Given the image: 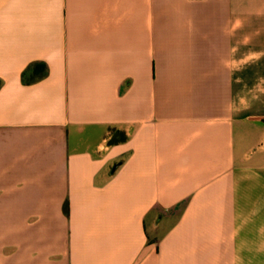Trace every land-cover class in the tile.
Wrapping results in <instances>:
<instances>
[{
    "label": "crops",
    "instance_id": "crops-1",
    "mask_svg": "<svg viewBox=\"0 0 264 264\" xmlns=\"http://www.w3.org/2000/svg\"><path fill=\"white\" fill-rule=\"evenodd\" d=\"M0 264H264V0H0Z\"/></svg>",
    "mask_w": 264,
    "mask_h": 264
},
{
    "label": "trees",
    "instance_id": "trees-1",
    "mask_svg": "<svg viewBox=\"0 0 264 264\" xmlns=\"http://www.w3.org/2000/svg\"><path fill=\"white\" fill-rule=\"evenodd\" d=\"M32 73L33 75L31 76V78L28 79V81L32 80L35 75L40 73V71H38L37 69H34Z\"/></svg>",
    "mask_w": 264,
    "mask_h": 264
},
{
    "label": "water",
    "instance_id": "water-1",
    "mask_svg": "<svg viewBox=\"0 0 264 264\" xmlns=\"http://www.w3.org/2000/svg\"><path fill=\"white\" fill-rule=\"evenodd\" d=\"M115 169V168H114Z\"/></svg>",
    "mask_w": 264,
    "mask_h": 264
}]
</instances>
